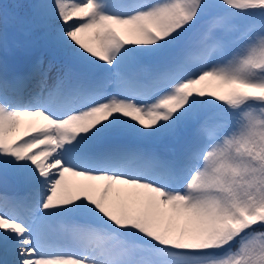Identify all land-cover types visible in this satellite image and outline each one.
Here are the masks:
<instances>
[{
  "label": "snow or ice",
  "instance_id": "1",
  "mask_svg": "<svg viewBox=\"0 0 264 264\" xmlns=\"http://www.w3.org/2000/svg\"><path fill=\"white\" fill-rule=\"evenodd\" d=\"M0 264H264V0H0Z\"/></svg>",
  "mask_w": 264,
  "mask_h": 264
},
{
  "label": "rangeland",
  "instance_id": "2",
  "mask_svg": "<svg viewBox=\"0 0 264 264\" xmlns=\"http://www.w3.org/2000/svg\"><path fill=\"white\" fill-rule=\"evenodd\" d=\"M9 3H15L17 2V0H7ZM24 2H27L26 0H24Z\"/></svg>",
  "mask_w": 264,
  "mask_h": 264
}]
</instances>
